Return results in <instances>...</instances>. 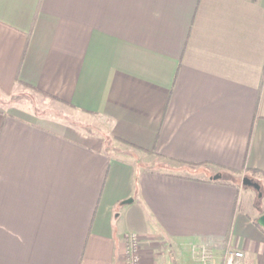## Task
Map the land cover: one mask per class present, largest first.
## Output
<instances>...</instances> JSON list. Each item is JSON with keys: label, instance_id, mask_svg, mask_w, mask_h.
I'll return each mask as SVG.
<instances>
[{"label": "crops", "instance_id": "1", "mask_svg": "<svg viewBox=\"0 0 264 264\" xmlns=\"http://www.w3.org/2000/svg\"><path fill=\"white\" fill-rule=\"evenodd\" d=\"M24 92L125 148L1 108L0 264H127L128 234L141 264H264V0H0V95Z\"/></svg>", "mask_w": 264, "mask_h": 264}, {"label": "rangeland", "instance_id": "2", "mask_svg": "<svg viewBox=\"0 0 264 264\" xmlns=\"http://www.w3.org/2000/svg\"><path fill=\"white\" fill-rule=\"evenodd\" d=\"M51 101L52 100H49L46 97H41L32 92H24L10 96L0 95V109H10L13 106H22L24 110L30 111L32 115L42 116L43 118L62 123H71L75 126H85L87 129L104 134L107 138V149L117 151L125 148L124 145H120L118 142L108 137V132L102 121L97 122L93 117L91 118L85 115L71 114L64 105L57 101ZM244 187L246 189V199L244 202L245 208L255 214L262 212L264 210V187L261 185L262 196H260V192L252 186L244 185Z\"/></svg>", "mask_w": 264, "mask_h": 264}, {"label": "built area", "instance_id": "3", "mask_svg": "<svg viewBox=\"0 0 264 264\" xmlns=\"http://www.w3.org/2000/svg\"><path fill=\"white\" fill-rule=\"evenodd\" d=\"M128 249H127V264H141V256L139 250V240L136 234H128ZM245 254L241 249L229 247L224 255V259L221 264H246L244 261Z\"/></svg>", "mask_w": 264, "mask_h": 264}, {"label": "water", "instance_id": "4", "mask_svg": "<svg viewBox=\"0 0 264 264\" xmlns=\"http://www.w3.org/2000/svg\"><path fill=\"white\" fill-rule=\"evenodd\" d=\"M220 177H221L220 174H216V175L214 176L215 179H218V178H220ZM243 184H244V185H247V186H252V187L255 188L257 191H259V192H260V193H259L260 196H262V192H261V184H260V183H258V182H256V181H253L251 178H249V177L246 176V177L243 178ZM132 201H133L132 198L126 200V202H132ZM257 222H258V224H259L261 227L264 228V213L261 214V215L258 217Z\"/></svg>", "mask_w": 264, "mask_h": 264}, {"label": "trees", "instance_id": "5", "mask_svg": "<svg viewBox=\"0 0 264 264\" xmlns=\"http://www.w3.org/2000/svg\"><path fill=\"white\" fill-rule=\"evenodd\" d=\"M263 213H264V212H262V214H263ZM257 219H258V218L254 219V222H255L257 225H259L258 222H257ZM259 226H260V225H259Z\"/></svg>", "mask_w": 264, "mask_h": 264}]
</instances>
